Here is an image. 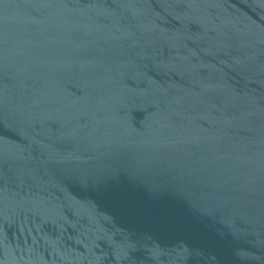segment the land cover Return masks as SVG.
Listing matches in <instances>:
<instances>
[{
	"label": "water",
	"instance_id": "95a60500",
	"mask_svg": "<svg viewBox=\"0 0 264 264\" xmlns=\"http://www.w3.org/2000/svg\"><path fill=\"white\" fill-rule=\"evenodd\" d=\"M0 264H264V0H0Z\"/></svg>",
	"mask_w": 264,
	"mask_h": 264
}]
</instances>
